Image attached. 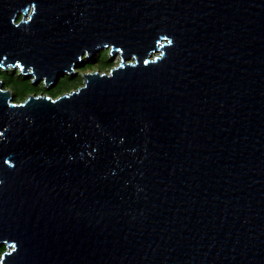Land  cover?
<instances>
[{"label": "water", "instance_id": "obj_1", "mask_svg": "<svg viewBox=\"0 0 264 264\" xmlns=\"http://www.w3.org/2000/svg\"><path fill=\"white\" fill-rule=\"evenodd\" d=\"M108 44L0 80V264H264V0H0V69Z\"/></svg>", "mask_w": 264, "mask_h": 264}, {"label": "rangeland", "instance_id": "obj_2", "mask_svg": "<svg viewBox=\"0 0 264 264\" xmlns=\"http://www.w3.org/2000/svg\"><path fill=\"white\" fill-rule=\"evenodd\" d=\"M30 12V10H28ZM16 22H19L22 17H23V12L21 9L16 11ZM25 18V17H24ZM110 44L107 45V47L100 46L98 49L92 53V56L89 58L87 56V50L84 49L80 53V63L77 64L76 67L73 68L72 71H67L65 69L62 70L61 73H57L55 75V78L53 81L50 82V84L46 85L44 83L45 77H41L37 79L35 82H32L31 80L34 78V74L31 73L29 70H31V67H27V72L22 73L18 66H11L8 65L5 68L0 69V80L2 82L3 88L5 86V82L3 80L2 75H11L13 76L14 80H27L30 84L34 86V91L31 92L29 95H37V94H46L51 89H53L57 82L62 78L66 77L67 79L71 81H77L78 84L74 85V88L76 89L77 87H80L83 85V82L85 80V76L83 74H88L90 72L99 70L101 72H108L111 68L115 67L120 59V53L115 52V53H110ZM112 55V56H111ZM83 73V74H82ZM10 88L12 99L17 102H22L27 98V96H23L19 98L20 96V91L15 90V87H13L14 83L10 82L7 80V84ZM72 89L71 87L62 90L63 92H69ZM57 92L55 96L62 94L61 92ZM20 99V100H19ZM1 244V243H0ZM1 257V256H0Z\"/></svg>", "mask_w": 264, "mask_h": 264}, {"label": "trees", "instance_id": "obj_3", "mask_svg": "<svg viewBox=\"0 0 264 264\" xmlns=\"http://www.w3.org/2000/svg\"><path fill=\"white\" fill-rule=\"evenodd\" d=\"M2 76H3V80L5 82L4 88H8V89L10 88L8 85H6L7 84V80H9L10 82L14 83L13 87H15V90L20 91L19 98L23 97L24 95L28 96L31 92L34 91V86L32 84H30L27 80H21V81L14 80L13 76H11V75H2ZM76 84H78L77 81L73 82V81L67 79L66 77H62L57 82L56 86L53 89H51V91H49L46 94H48V95H50L52 97H55L57 92H60V91H62L64 89H67L69 87H71L72 89H75L74 85H76ZM61 93H65V92L62 91ZM13 101H16V98ZM4 250H5V245L4 244H0V256L2 255Z\"/></svg>", "mask_w": 264, "mask_h": 264}, {"label": "bare ground", "instance_id": "obj_4", "mask_svg": "<svg viewBox=\"0 0 264 264\" xmlns=\"http://www.w3.org/2000/svg\"><path fill=\"white\" fill-rule=\"evenodd\" d=\"M15 14H16V12H15ZM26 14H28V11H27V13ZM97 48H95L94 50H93V52L92 53H94V51L96 50ZM116 52H118V51H116ZM71 66V68L73 69L74 67H76L77 66V64H71L70 65ZM28 67H30V66H28ZM72 71V70H71ZM62 72V70L61 71H59V72H57V73H61ZM56 73V74H57Z\"/></svg>", "mask_w": 264, "mask_h": 264}]
</instances>
